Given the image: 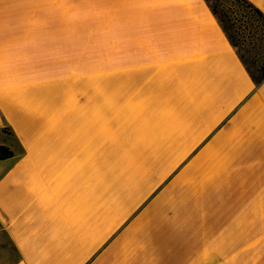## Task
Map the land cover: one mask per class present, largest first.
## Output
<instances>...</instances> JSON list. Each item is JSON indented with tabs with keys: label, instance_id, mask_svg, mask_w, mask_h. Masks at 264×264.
<instances>
[{
	"label": "crops",
	"instance_id": "obj_1",
	"mask_svg": "<svg viewBox=\"0 0 264 264\" xmlns=\"http://www.w3.org/2000/svg\"><path fill=\"white\" fill-rule=\"evenodd\" d=\"M237 53L206 0H0L4 264H99L171 198L190 264H264V78Z\"/></svg>",
	"mask_w": 264,
	"mask_h": 264
},
{
	"label": "rangeland",
	"instance_id": "obj_2",
	"mask_svg": "<svg viewBox=\"0 0 264 264\" xmlns=\"http://www.w3.org/2000/svg\"><path fill=\"white\" fill-rule=\"evenodd\" d=\"M219 14L227 15L229 21L237 16H243L248 24L252 43L256 48L257 63L251 73L258 76L260 64L258 62L261 41L264 40V20L257 17L252 10L239 0H209ZM239 52L238 47L236 46ZM188 201L171 198L168 200V210L164 215H155L148 223L137 227L134 236L121 246L103 254L99 264H190L192 240L195 232L187 231L192 227L193 217H184L177 214L188 207ZM187 225V226H186ZM186 230H181V229Z\"/></svg>",
	"mask_w": 264,
	"mask_h": 264
},
{
	"label": "snow or ice",
	"instance_id": "obj_3",
	"mask_svg": "<svg viewBox=\"0 0 264 264\" xmlns=\"http://www.w3.org/2000/svg\"><path fill=\"white\" fill-rule=\"evenodd\" d=\"M230 0H224V3H229ZM226 30L231 34L230 38L233 43L238 47L237 53L245 65L251 69L255 68L257 63V55L255 45L252 43L251 34L248 30V24L245 22L243 16H237L234 21L226 20L222 17ZM260 72L264 75V40L261 41L259 59ZM10 128V126H8ZM11 146H14L13 140H5L0 135V162H3L6 156L11 155ZM4 245L0 243V264H4ZM7 264H15L14 260L7 261Z\"/></svg>",
	"mask_w": 264,
	"mask_h": 264
},
{
	"label": "trees",
	"instance_id": "obj_4",
	"mask_svg": "<svg viewBox=\"0 0 264 264\" xmlns=\"http://www.w3.org/2000/svg\"><path fill=\"white\" fill-rule=\"evenodd\" d=\"M206 1L208 2L209 7L211 8L212 12L214 13V15L216 16V18L218 19L219 23L221 24V26H222L223 30L225 31L226 35L230 39L232 45L236 49V45L233 43V40L230 38L231 34L229 33V31L226 30V27H225L224 23L222 22V17L225 18L226 20H229L228 17H227V15H225V14H219L218 11L216 10V8L213 5H211V3L209 2V0H206ZM239 1H241L246 7H248L250 10H252L253 13L257 17L262 18L264 20V14L257 7H255L251 2H249L248 0H239ZM236 51H237V49H236ZM249 72L251 73L250 70H249ZM251 75H252L253 79L256 82H258V81H260L261 79L264 78V75H262L261 73L258 76H255L253 73H251Z\"/></svg>",
	"mask_w": 264,
	"mask_h": 264
}]
</instances>
